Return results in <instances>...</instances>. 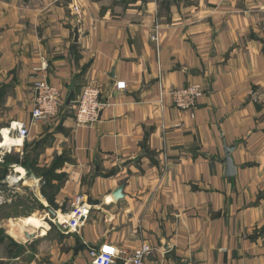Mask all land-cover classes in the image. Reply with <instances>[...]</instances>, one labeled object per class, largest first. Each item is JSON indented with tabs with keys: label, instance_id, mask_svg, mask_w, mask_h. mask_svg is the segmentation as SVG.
I'll return each mask as SVG.
<instances>
[{
	"label": "crops",
	"instance_id": "crops-1",
	"mask_svg": "<svg viewBox=\"0 0 264 264\" xmlns=\"http://www.w3.org/2000/svg\"><path fill=\"white\" fill-rule=\"evenodd\" d=\"M263 24L264 0H0V130L28 126L40 67L63 104L73 94L13 146L26 168H10L35 211L98 201L76 233L29 228L0 264H89L90 247L141 241L162 264H264ZM189 83L203 91L191 112L168 96ZM87 84L108 105L79 126Z\"/></svg>",
	"mask_w": 264,
	"mask_h": 264
},
{
	"label": "built area",
	"instance_id": "built-area-1",
	"mask_svg": "<svg viewBox=\"0 0 264 264\" xmlns=\"http://www.w3.org/2000/svg\"><path fill=\"white\" fill-rule=\"evenodd\" d=\"M260 31L264 35V24L261 25ZM151 39L158 43L156 29L151 35ZM31 81V111L28 126L18 121L10 122L8 129L12 136L25 138L31 125L43 123L49 118L56 116L64 105L60 90L47 79L45 66L36 69ZM124 86V81L114 82L115 89H122ZM202 93L203 91L199 84L189 83L171 89L168 96L175 108L191 112ZM158 102H162L161 96ZM107 105L108 102L101 99L98 87L93 84L84 85L75 100L74 115L76 124L79 126L91 125L98 118L99 111ZM90 207L91 205L87 202V196L76 194L71 198V207L68 214L61 217L57 216L55 224L62 232L76 233L87 219ZM152 250L151 245L145 241H141L131 251L120 249L109 243H103L100 246L88 249L89 264H162L159 261L148 258Z\"/></svg>",
	"mask_w": 264,
	"mask_h": 264
},
{
	"label": "rangeland",
	"instance_id": "rangeland-1",
	"mask_svg": "<svg viewBox=\"0 0 264 264\" xmlns=\"http://www.w3.org/2000/svg\"><path fill=\"white\" fill-rule=\"evenodd\" d=\"M14 151L15 148H13V146L0 148V158L4 156V154ZM26 163L27 161L25 164ZM3 172H5L6 175H4ZM15 174L17 175L14 167L8 168L0 164V255H7L9 253L13 255L12 253L15 248L14 240L26 239V236L17 235L13 230L15 229V227L13 228L14 223H18L22 218L33 214L47 222L50 227L57 226L55 224L57 216L54 217L45 208L40 211L34 210L37 202L33 195L34 192L28 186L27 181L26 183L18 180L10 183L8 176H15ZM59 217H61L60 214ZM38 232L39 231L36 229L35 233Z\"/></svg>",
	"mask_w": 264,
	"mask_h": 264
},
{
	"label": "bare ground",
	"instance_id": "bare-ground-1",
	"mask_svg": "<svg viewBox=\"0 0 264 264\" xmlns=\"http://www.w3.org/2000/svg\"><path fill=\"white\" fill-rule=\"evenodd\" d=\"M21 138H22L21 136H12L10 134L8 127L7 128L3 127L0 130V148L1 147H7V146L11 147L14 145H20L22 142ZM15 171H16L17 175L15 174V176H8L10 183L21 180V179H23V177H25L26 172L22 167L17 166L15 168ZM20 222L22 223L20 225V227L22 228V231H19V233L24 237H25V233H29V234L31 233V231H29V228L38 229L40 227L48 228V226H49L47 222L41 220L40 218L36 217L35 215H30L28 217H25L24 219H21ZM13 230L15 231V233L18 232L16 229H13ZM44 231H45V229H40L39 232L44 233Z\"/></svg>",
	"mask_w": 264,
	"mask_h": 264
},
{
	"label": "water",
	"instance_id": "water-1",
	"mask_svg": "<svg viewBox=\"0 0 264 264\" xmlns=\"http://www.w3.org/2000/svg\"><path fill=\"white\" fill-rule=\"evenodd\" d=\"M75 33H76V35H77V31H75ZM72 92H70L69 94H68V96L66 97V99H65V101H64V105H69L70 104V101H71V97H72ZM100 112H101V110L99 111V114H100ZM99 116V115H98ZM226 162H228V163H230L231 161H230V157H229V155L227 154V156H226ZM45 182V179L43 178V177H40L39 179H38V182H37V186H38V188H40L42 185H43V183ZM121 190H122V186H120V187H118L114 192H113V198L115 199V200H117V199H120L123 195H122V193H121ZM41 197H43L42 195H41ZM87 202L90 204V205H93V204H98V201H93V200H91V198L90 197H87ZM47 208V210L48 211H51V208L50 207H46ZM53 212V211H52ZM25 236L26 237H29V236H31V234H29V233H25Z\"/></svg>",
	"mask_w": 264,
	"mask_h": 264
},
{
	"label": "trees",
	"instance_id": "trees-1",
	"mask_svg": "<svg viewBox=\"0 0 264 264\" xmlns=\"http://www.w3.org/2000/svg\"><path fill=\"white\" fill-rule=\"evenodd\" d=\"M25 162H26V157H23L22 159H20L18 153H16V152H9V153L4 154V156L2 157V161L0 162V164H3L4 166H7L8 168H10V164H19V165L23 166L24 168H26L27 164H25ZM5 172H3L4 175H6ZM42 186H41V194L44 197H46L45 194H44V191L42 190ZM39 207L42 208L41 205Z\"/></svg>",
	"mask_w": 264,
	"mask_h": 264
}]
</instances>
